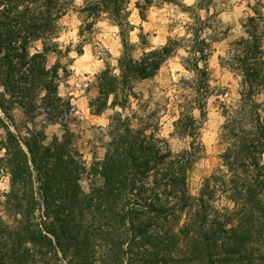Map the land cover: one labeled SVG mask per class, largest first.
Wrapping results in <instances>:
<instances>
[{
	"label": "trees",
	"instance_id": "1",
	"mask_svg": "<svg viewBox=\"0 0 264 264\" xmlns=\"http://www.w3.org/2000/svg\"><path fill=\"white\" fill-rule=\"evenodd\" d=\"M130 2L83 0L79 7L81 36L106 17L120 28L123 44L119 71L108 65L97 78L93 113H103L112 96L120 110L104 128L103 158L88 166L69 128L76 106L59 92L66 68L48 64L49 53L63 52L61 20L76 1L0 0V175L9 178L0 194V264H264V12L254 7L244 34L220 56L239 81L240 97L222 104L221 164L194 194L190 173L204 148L201 127L214 91L208 61L219 40L213 0L182 5L194 19L186 34L139 58L129 37ZM154 2L137 1L142 18ZM181 49L193 76L175 83L174 134L188 138L189 147L175 153L153 114L138 117L130 98ZM15 108L30 120L45 115L62 124V137L47 142L44 130L21 129Z\"/></svg>",
	"mask_w": 264,
	"mask_h": 264
},
{
	"label": "rangeland",
	"instance_id": "2",
	"mask_svg": "<svg viewBox=\"0 0 264 264\" xmlns=\"http://www.w3.org/2000/svg\"><path fill=\"white\" fill-rule=\"evenodd\" d=\"M75 1L76 7L61 20L62 29L58 40L63 52L49 53L48 64L51 66L60 62L66 68V71L61 69L59 92L64 97H72V102L76 106V118L69 123V128L75 134L74 145L90 166L94 161L103 158L105 153L103 143L106 140L104 128L108 126L110 116L116 110H120L119 107L111 105L112 96L109 107L103 113H93L91 101L99 95L97 78L108 65L115 67V72L119 71L117 66L123 52V44L120 28L106 17L98 20L91 30L83 28L84 35L81 36L84 15L79 12V7L83 0ZM137 1L131 0L129 5L132 11L130 20L134 24L129 37L135 44L133 55L139 58L145 49L166 43L170 36L185 35L186 25L194 19L192 11L185 10L182 5L192 6L198 0H177L173 3L155 0L154 5L146 11L145 18L140 15L136 6ZM254 7L264 12V0H213L210 5V12L216 19L214 28L217 29L219 40L214 43V53L208 61L210 83L214 91L209 98L207 115L201 127L200 137L204 148L190 173V188L194 194L198 193L204 178L221 164L220 156L224 145L220 133L225 119L222 104H233L240 97L239 81L229 69L221 65L220 56L225 54L231 41L244 34L243 25L248 16L254 13ZM197 11L203 18L208 15L205 9ZM85 38L89 39L84 44L83 53L79 54L77 48ZM66 47H70V51H66ZM184 55L185 50H179L177 55L162 65L156 76L140 81L137 86L139 97L130 98L131 109L137 111L138 117L153 114V121L160 125V134L169 139L175 153L189 147L188 138L174 134V121L177 118L175 83L182 78L193 76L182 64ZM196 114L199 115V111H196ZM13 115L23 130L25 124L44 130L47 142L55 136L61 138L64 133L62 124L46 121L45 115L30 120L20 108H15ZM137 122L138 120H135V123ZM3 133L4 131L0 130V138ZM90 181L88 174H84L81 179L84 190H89ZM8 189L9 178L0 175V194ZM3 200L4 197H0V211H5Z\"/></svg>",
	"mask_w": 264,
	"mask_h": 264
}]
</instances>
